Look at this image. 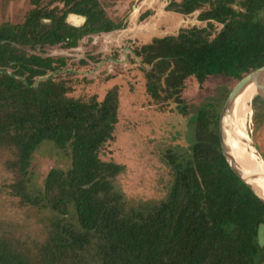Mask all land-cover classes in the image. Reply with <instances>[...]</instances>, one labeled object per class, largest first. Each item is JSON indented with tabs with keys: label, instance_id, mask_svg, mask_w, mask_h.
<instances>
[{
	"label": "trees",
	"instance_id": "trees-1",
	"mask_svg": "<svg viewBox=\"0 0 264 264\" xmlns=\"http://www.w3.org/2000/svg\"><path fill=\"white\" fill-rule=\"evenodd\" d=\"M29 1L22 22L0 23V150L12 152L7 165L14 193L48 212V232L34 244L18 232L0 233V264H264L258 242L264 201L223 154L222 101L202 102L191 116L189 146L166 151L172 174L166 196L130 204L114 183L123 167L110 163L106 171L107 164L94 158L98 138L112 136L118 122L119 88H110L102 100L66 98L67 86L57 76L68 58L27 49L75 48L83 38L122 29L126 22L112 18L101 0ZM166 9L199 11L206 24L134 48L154 99L169 100L189 84L204 87L217 79L234 87L264 65V0H169ZM70 14L83 23L69 22ZM44 141L68 149L71 164L52 168L43 188L32 193L28 169Z\"/></svg>",
	"mask_w": 264,
	"mask_h": 264
},
{
	"label": "rangeland",
	"instance_id": "rangeland-1",
	"mask_svg": "<svg viewBox=\"0 0 264 264\" xmlns=\"http://www.w3.org/2000/svg\"><path fill=\"white\" fill-rule=\"evenodd\" d=\"M101 1L108 14L116 20L123 19L126 27L87 36L75 48L45 46L27 49L42 55L68 58L66 70L57 76V80L67 86L66 98L87 101L96 95L102 100L110 88H119L118 122L112 136L98 138L94 158L107 164L104 166L106 171L110 163L121 165L123 169L113 176L115 185L130 204H146L166 196L172 180L166 151L171 147L189 146L192 140L191 116L197 107L205 100L217 98L222 101V112L234 87H229L224 79H217L206 82L204 87L189 84L180 95L176 94L169 100L154 99L147 88L139 59H133L134 48L155 36L177 33L181 27L206 23L198 20L199 11L182 15L167 10L169 0ZM30 7L29 0H0V23L22 22ZM147 11L150 14L141 19ZM71 17L76 19V24L83 21L78 16L71 15L69 19ZM183 102L189 106L187 114L181 112ZM250 107L246 130L264 156L262 98L256 94ZM10 158V150H0V233L18 232L15 235H20L31 244L42 242L47 237L45 218L48 212L24 204L14 193V176L7 165ZM70 164L68 149H61L51 141L41 143L33 153L28 169L32 193L43 188L45 177L52 168L67 170Z\"/></svg>",
	"mask_w": 264,
	"mask_h": 264
},
{
	"label": "water",
	"instance_id": "water-1",
	"mask_svg": "<svg viewBox=\"0 0 264 264\" xmlns=\"http://www.w3.org/2000/svg\"><path fill=\"white\" fill-rule=\"evenodd\" d=\"M70 22V21H69ZM264 73V65L261 67L251 71L247 75H245L242 79L238 81V83L234 86L232 91L230 92L226 103L223 107V110L220 114L219 119V135H220V143L223 154L229 163L232 170L237 174V176L242 179L263 201L264 197L262 196V191H264V187L260 184V181H264V171L260 169L258 166L259 163L264 164V156L258 151L257 147L250 139L247 141L254 149L251 150L254 153V161L256 162V168L248 169L244 167L235 157L232 149L228 145V140L226 136V116L229 111L232 103L237 98V96L243 91V89L250 84L253 80H255L259 75ZM257 95L264 100V82H262L258 86ZM249 151V150H248ZM258 168V169H257ZM261 192V193H260ZM258 242L260 245H264V223L260 224L258 231Z\"/></svg>",
	"mask_w": 264,
	"mask_h": 264
},
{
	"label": "bare ground",
	"instance_id": "bare-ground-1",
	"mask_svg": "<svg viewBox=\"0 0 264 264\" xmlns=\"http://www.w3.org/2000/svg\"><path fill=\"white\" fill-rule=\"evenodd\" d=\"M262 82H264V73L259 75L243 89L232 103L225 118L228 145L232 149L237 160L248 169L256 168L257 166L256 162L253 160L256 156H254V153L251 151L254 148L247 143V141H250L246 130L251 113L250 102L257 94L258 86ZM258 165V167L264 171V164H262V161ZM260 184L264 187V181H260ZM262 196L264 197V191H262Z\"/></svg>",
	"mask_w": 264,
	"mask_h": 264
},
{
	"label": "crops",
	"instance_id": "crops-1",
	"mask_svg": "<svg viewBox=\"0 0 264 264\" xmlns=\"http://www.w3.org/2000/svg\"><path fill=\"white\" fill-rule=\"evenodd\" d=\"M71 15H73V16H78V15H75V14H70L69 16H71ZM78 17L82 18V19H83V21H84V18H83V17H81V16H78ZM71 18L75 19L74 17H71ZM71 18H70V19L68 18V20H69L71 23H74V24H76V23L73 21V19H71ZM75 20H76V19H75ZM83 21H79V23H78V24H79V25H80V24H82V23H83Z\"/></svg>",
	"mask_w": 264,
	"mask_h": 264
},
{
	"label": "flooded vegetation",
	"instance_id": "flooded-vegetation-1",
	"mask_svg": "<svg viewBox=\"0 0 264 264\" xmlns=\"http://www.w3.org/2000/svg\"><path fill=\"white\" fill-rule=\"evenodd\" d=\"M73 21H74V19H73ZM77 25H79V24H77Z\"/></svg>",
	"mask_w": 264,
	"mask_h": 264
}]
</instances>
